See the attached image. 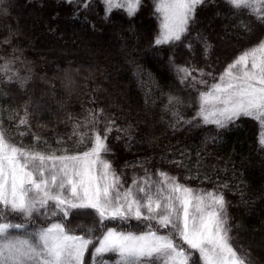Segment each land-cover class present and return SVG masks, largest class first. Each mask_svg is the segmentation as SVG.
I'll use <instances>...</instances> for the list:
<instances>
[{
    "label": "snow or ice",
    "instance_id": "snow-or-ice-1",
    "mask_svg": "<svg viewBox=\"0 0 264 264\" xmlns=\"http://www.w3.org/2000/svg\"><path fill=\"white\" fill-rule=\"evenodd\" d=\"M92 2L65 0L76 5L74 18L88 11ZM100 2L105 21L114 11L131 20L143 5V0ZM223 3L233 17L249 18L240 20L245 32H252L254 23L264 28V0ZM213 5L220 15L218 0H153L157 30L150 47L184 44L194 56L195 40L203 44L206 56L211 48L207 39L199 32L189 37L199 12ZM0 13L7 14L5 0H0ZM11 36L5 44L11 43ZM0 59L4 60L0 86L15 82L26 89L30 77L14 69L18 57ZM169 63L180 84L197 93L187 101L168 94L163 110L171 113L172 127L214 125L219 131L238 125L242 118H253L259 125L257 142L264 150V38L242 50L219 79L194 65L176 64L174 57ZM137 74H142L139 67ZM205 77H212V82ZM30 103H25L17 129L28 125ZM193 107L195 115L186 117L182 108ZM103 114V108L88 110L82 121L73 122L74 147L51 151L38 146L40 137L32 146L14 143L0 118V264H88L89 252L91 264H109V254H115V264H254L249 252L239 251L231 242L223 191L192 188L160 169L153 178L147 168L124 187L105 154L112 152L107 141L114 128L122 133L117 140H130L132 128H119L114 119H101ZM17 116L12 111L10 119ZM44 144L51 147L46 140ZM76 218L89 222L81 220L72 226ZM133 219L143 225L142 230L126 229Z\"/></svg>",
    "mask_w": 264,
    "mask_h": 264
},
{
    "label": "trees",
    "instance_id": "trees-1",
    "mask_svg": "<svg viewBox=\"0 0 264 264\" xmlns=\"http://www.w3.org/2000/svg\"><path fill=\"white\" fill-rule=\"evenodd\" d=\"M152 4L153 0H143L131 20L114 11L105 21L100 0H93L90 9L75 18L76 5L64 0H5L7 14L0 13V57H18L14 69L30 77L26 89L15 82L0 86V118L6 135L23 146L36 144L40 137L38 146L46 151L72 149L73 122L82 121L90 109L103 108L101 119L132 128L130 140H117L122 133L114 128L107 141L112 152L105 154L106 159L123 185L129 186L147 168L153 178L160 169L192 188L223 191L233 246L249 252L254 264H264V150L257 142L256 128L247 118L219 131L214 125L174 128L171 113L163 110L169 93L185 101L197 95L180 84L170 57L176 64L194 65L219 79L242 50L264 37V28L254 23L252 32H245L240 26L244 16L233 17L218 0L220 15L215 14L216 5L202 9L191 26L189 38L199 32L211 45L206 56L203 44L195 40L194 56L184 44L150 47L157 30ZM10 33L11 43L5 44ZM138 67L142 74H137ZM205 78L212 82V77ZM29 102V123L17 129ZM12 111L18 116L10 119ZM182 112L191 117L195 108H182ZM58 139L64 143L58 144ZM45 140L50 148H45ZM225 183L227 188L218 187ZM81 220L89 222L76 218L72 226ZM132 222L126 229H143V225L135 229Z\"/></svg>",
    "mask_w": 264,
    "mask_h": 264
},
{
    "label": "rangeland",
    "instance_id": "rangeland-1",
    "mask_svg": "<svg viewBox=\"0 0 264 264\" xmlns=\"http://www.w3.org/2000/svg\"><path fill=\"white\" fill-rule=\"evenodd\" d=\"M244 19L247 20L249 18L245 15ZM247 119H249L251 121V123L254 125V127L256 128V131H257V135H258V133H259L258 122L256 120H254L253 118H247ZM124 187H128V184L127 185L124 184ZM16 219H19V218L17 217ZM132 221H133L132 223H136V224L133 225V227L135 229L141 228L142 225H138L137 221H135L134 219ZM97 235H99V233H97ZM106 259L109 260V264H115L116 256H115V254H109V255L106 256ZM86 260L88 261V264H91V254H90V252L86 253Z\"/></svg>",
    "mask_w": 264,
    "mask_h": 264
}]
</instances>
